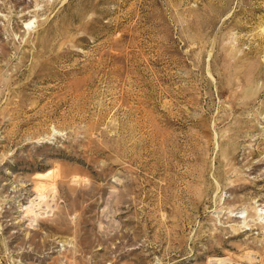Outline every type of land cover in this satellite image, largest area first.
I'll use <instances>...</instances> for the list:
<instances>
[{"label":"rangeland","instance_id":"374dc122","mask_svg":"<svg viewBox=\"0 0 264 264\" xmlns=\"http://www.w3.org/2000/svg\"><path fill=\"white\" fill-rule=\"evenodd\" d=\"M220 257L264 264V0H0V264Z\"/></svg>","mask_w":264,"mask_h":264},{"label":"bare ground","instance_id":"6f19581e","mask_svg":"<svg viewBox=\"0 0 264 264\" xmlns=\"http://www.w3.org/2000/svg\"><path fill=\"white\" fill-rule=\"evenodd\" d=\"M28 22H26L27 24ZM227 258V257H226ZM210 264H230L225 258H212ZM237 264V263H235Z\"/></svg>","mask_w":264,"mask_h":264}]
</instances>
